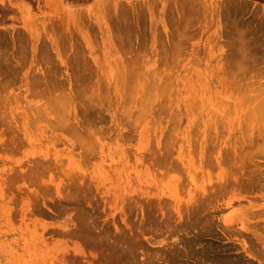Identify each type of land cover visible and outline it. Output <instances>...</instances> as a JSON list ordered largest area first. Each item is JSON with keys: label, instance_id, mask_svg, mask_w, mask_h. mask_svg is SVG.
I'll return each instance as SVG.
<instances>
[{"label": "rangeland", "instance_id": "rangeland-1", "mask_svg": "<svg viewBox=\"0 0 264 264\" xmlns=\"http://www.w3.org/2000/svg\"><path fill=\"white\" fill-rule=\"evenodd\" d=\"M216 260L264 264V0H0V264Z\"/></svg>", "mask_w": 264, "mask_h": 264}, {"label": "bare ground", "instance_id": "bare-ground-1", "mask_svg": "<svg viewBox=\"0 0 264 264\" xmlns=\"http://www.w3.org/2000/svg\"><path fill=\"white\" fill-rule=\"evenodd\" d=\"M119 23H120V21H119ZM130 245H131V244H130ZM133 245H134V244H133ZM109 246H110V245H109ZM127 247H128V246H127ZM127 247H126V248H127ZM131 247H133V246L131 245L130 248H131ZM111 248H112V247H111ZM126 248H125V249H126ZM130 248H129V249H130ZM127 249H128V248H127ZM112 250H113V249H112ZM112 250H111V251H112ZM130 250H131V249H130ZM113 251H114V250H113ZM119 251H121V250H119ZM124 251H125V250H124ZM131 251H132V250H131ZM133 251H134V249H133ZM114 255H115V254H114ZM114 255H113V256H114ZM115 256H116V255H115ZM117 256H118V255H117ZM121 256H122V255H121ZM118 257H119V256H118ZM173 257L176 258V256H173ZM113 258H114V257H113ZM119 258H120V257H119ZM171 258H172V257H171ZM177 258H178V257H177ZM121 259H122V258H121ZM170 260H171V259H170ZM170 260H169V261H170ZM175 260H176V259H175ZM112 261H113V260H112ZM114 261H116V260H114ZM114 261H113V263H114ZM171 261H172V260H171ZM171 261H170V262H171ZM180 261H181V260H180ZM180 261H179V262H180ZM172 262H173V261H172ZM202 262H204V261L202 260ZM183 263H184V262H183ZM185 263H186V262H185ZM198 263H199V262H198ZM198 263H197V264H198ZM215 263H216V264H224L223 260H220V261H217V260H216ZM173 264H176V262L173 263ZM177 264H178V263H177ZM180 264H181V263H180ZM194 264H195V262H194ZM225 264H228V262H226Z\"/></svg>", "mask_w": 264, "mask_h": 264}]
</instances>
